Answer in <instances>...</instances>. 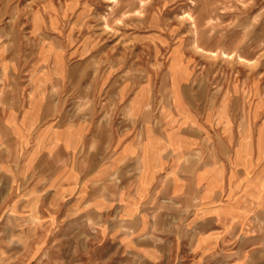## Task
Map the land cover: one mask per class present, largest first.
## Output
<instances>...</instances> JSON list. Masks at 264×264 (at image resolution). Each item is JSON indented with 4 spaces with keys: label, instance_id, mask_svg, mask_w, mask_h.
Returning a JSON list of instances; mask_svg holds the SVG:
<instances>
[{
    "label": "rangeland",
    "instance_id": "rangeland-1",
    "mask_svg": "<svg viewBox=\"0 0 264 264\" xmlns=\"http://www.w3.org/2000/svg\"><path fill=\"white\" fill-rule=\"evenodd\" d=\"M137 139L190 147L189 192L157 189L149 229L102 210L97 182L60 181ZM240 143L264 167V0H0V264H264V215L215 245L189 223L196 163Z\"/></svg>",
    "mask_w": 264,
    "mask_h": 264
},
{
    "label": "crops",
    "instance_id": "crops-1",
    "mask_svg": "<svg viewBox=\"0 0 264 264\" xmlns=\"http://www.w3.org/2000/svg\"><path fill=\"white\" fill-rule=\"evenodd\" d=\"M65 131L74 130L66 129L62 132ZM155 142L138 139L123 143L113 142L111 150L109 149L113 158L110 157L100 162L97 169L89 172L87 176L80 175L78 168L69 167L64 171V174L68 176L66 175V178L60 181L90 180V182H97L102 210L105 211L106 206L111 205L112 201L109 202V200L115 199V204L122 206L127 218L137 221L139 228L149 229L153 222L151 218L153 207L151 206L155 205L152 204V199L155 198L157 189L159 192L164 190V196L171 195L173 189L178 190L180 195H187L189 192L187 181L178 175L181 174L178 170L180 161L174 158L177 155L185 160L187 155L190 156L189 145L178 143L177 146L172 144L169 146V142L162 140L160 145H156ZM243 142L247 144L249 141L243 140L241 143ZM241 143L231 152L224 151V155L221 156L216 153V148L213 149L209 153L208 160L202 164L196 163L193 170L191 184L195 187L196 211L192 214L189 223L197 226V241L201 246L221 244V241L228 237L236 239L241 229L247 233L243 239L250 240L256 237L253 235L256 221L254 216L257 214L263 217L264 215V170L261 173L264 167L258 165V162L253 159L255 154L250 152L248 146L241 145ZM75 144L74 141L70 145L71 149L75 148ZM62 147L66 148V145L62 144ZM171 148H174L172 156L169 154ZM258 150L256 153L259 152ZM133 164L134 169L137 170L135 176L130 175ZM123 169L126 172L125 175L122 172ZM223 171H227L226 175ZM121 177H123L121 183L125 185L131 181L129 177H136V184L134 186L121 185L119 191L116 186L115 188L108 186L107 183L111 182L110 178ZM55 180L59 181L58 174L55 175ZM229 188L233 193L241 188L248 190L250 196L247 199L250 203L244 199L236 200L235 198L221 201L222 193ZM255 190H259V194ZM253 208H256L253 214L245 215L247 210H253ZM223 232L225 237L222 235Z\"/></svg>",
    "mask_w": 264,
    "mask_h": 264
},
{
    "label": "bare ground",
    "instance_id": "bare-ground-1",
    "mask_svg": "<svg viewBox=\"0 0 264 264\" xmlns=\"http://www.w3.org/2000/svg\"><path fill=\"white\" fill-rule=\"evenodd\" d=\"M243 4V3H242ZM225 5V4H224ZM223 5V6H224ZM222 7V6H221ZM188 13V12H187ZM190 17V16H189ZM191 19H192V17H191ZM189 22H190V20H189ZM192 22V21H191ZM212 22V21H211ZM192 25V24H191ZM211 25H213V24H211ZM194 25H192V27H193ZM194 28V27H193ZM193 33V32H192ZM195 37H196V35H195ZM198 38V37H197ZM213 41V40H212ZM194 46V45H193ZM195 47H199V46H195ZM201 48V47H200ZM200 48H198V49H200ZM197 49V48H196ZM201 49H203V48H201ZM222 49V48H221ZM203 50H205V49H203ZM202 50V51H203ZM197 51V50H196ZM207 51H209V50H207ZM211 53V55H213V57H217L218 55H220V56H222V58H231L232 56L230 55V53H226L225 51H223V49L221 50V51H218L217 53L215 52V51H209V54ZM238 54V53H237ZM236 56H239L240 57V55H236ZM241 58V57H240ZM245 60V59H244ZM246 62V61H245Z\"/></svg>",
    "mask_w": 264,
    "mask_h": 264
}]
</instances>
